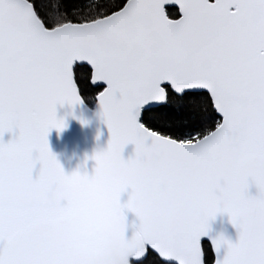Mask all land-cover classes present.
I'll return each mask as SVG.
<instances>
[{"label":"snow or ice","instance_id":"1","mask_svg":"<svg viewBox=\"0 0 264 264\" xmlns=\"http://www.w3.org/2000/svg\"><path fill=\"white\" fill-rule=\"evenodd\" d=\"M93 94L108 147L67 175L57 105ZM0 264H264V0H0Z\"/></svg>","mask_w":264,"mask_h":264},{"label":"water","instance_id":"2","mask_svg":"<svg viewBox=\"0 0 264 264\" xmlns=\"http://www.w3.org/2000/svg\"><path fill=\"white\" fill-rule=\"evenodd\" d=\"M214 3L215 0H210ZM176 8L177 6H168ZM180 15V13H179ZM106 87L102 85L101 87ZM57 119L65 121L66 127L62 132H57L53 129L48 136L49 148L52 154L57 158L58 162L64 169L65 174L71 175L73 172L79 171L80 174H93L95 168V160L92 157L99 152L107 150L110 140V133L107 125L100 116V106L96 101L93 108H90L83 99L79 105L70 106L64 104L57 105ZM222 120V117H220ZM82 121L84 123H82ZM14 138V133H5L3 142ZM124 159H128L135 155V145L129 144L125 147L122 153ZM39 170L37 165L34 171V177ZM256 188H250V194L256 195ZM128 200V193L121 196V203L124 204ZM126 221L129 225L133 223L139 224L138 218L132 212L125 213ZM134 229L131 227L127 231V235L131 236ZM223 235L226 240L235 243L238 239V234L235 227L231 224L230 218L225 214H217L214 220L210 221L209 237H205V242L210 238H215L217 235ZM222 254L226 252V247L222 248Z\"/></svg>","mask_w":264,"mask_h":264},{"label":"trees","instance_id":"3","mask_svg":"<svg viewBox=\"0 0 264 264\" xmlns=\"http://www.w3.org/2000/svg\"><path fill=\"white\" fill-rule=\"evenodd\" d=\"M84 3H91L92 0H83ZM169 12H170V18H179V11L178 9L176 8H169ZM175 12L176 15L173 17L171 15V13ZM103 88L101 87L100 89L98 90H102ZM84 101L86 102V104L90 107V108H93L95 103H96V100L94 98V94L93 95H89V96H86L84 97ZM219 119H221L219 116H218ZM207 243V242H206Z\"/></svg>","mask_w":264,"mask_h":264},{"label":"clouds","instance_id":"4","mask_svg":"<svg viewBox=\"0 0 264 264\" xmlns=\"http://www.w3.org/2000/svg\"><path fill=\"white\" fill-rule=\"evenodd\" d=\"M132 228V229H134V227H135V224L133 223L132 225H129L128 223H125V229L128 231L129 230V228ZM218 236H223L222 234L221 235H217L216 237H218Z\"/></svg>","mask_w":264,"mask_h":264}]
</instances>
